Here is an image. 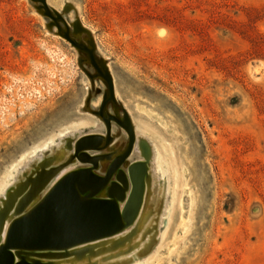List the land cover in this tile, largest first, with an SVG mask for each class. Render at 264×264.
Returning a JSON list of instances; mask_svg holds the SVG:
<instances>
[{
    "label": "rangeland",
    "instance_id": "374dc122",
    "mask_svg": "<svg viewBox=\"0 0 264 264\" xmlns=\"http://www.w3.org/2000/svg\"><path fill=\"white\" fill-rule=\"evenodd\" d=\"M46 4L62 32L92 44L114 82L116 103L104 114L128 115V163L149 166L136 223L88 244L93 253L75 264H97L96 244L122 240L100 264H264V0ZM39 7L0 0V210L40 164L64 166L52 186L86 167L71 162L76 141L106 134L96 115L106 83ZM112 138L92 153L107 157L99 175L129 145L115 122Z\"/></svg>",
    "mask_w": 264,
    "mask_h": 264
},
{
    "label": "water",
    "instance_id": "95a60500",
    "mask_svg": "<svg viewBox=\"0 0 264 264\" xmlns=\"http://www.w3.org/2000/svg\"><path fill=\"white\" fill-rule=\"evenodd\" d=\"M32 1L42 4L39 10L54 21L59 35L75 49L87 54L96 71L95 78L106 83L108 92L96 112L106 126V134L86 135L76 141L71 162L77 160L86 167L66 173L52 186L64 166L50 167V162H44L31 177L8 194L0 210V264H54L72 257L81 261L93 253L87 249L91 247L88 244L113 238L136 223L149 183L147 161L128 163L135 144L134 129L128 115L120 120L104 114L108 104L116 103L114 82L105 65L97 62L92 44L87 47L72 39L68 31L62 32L58 25L62 18L53 16L46 0ZM74 28L75 35L84 32L79 22L74 24ZM113 122L125 129L129 145L122 155L110 162L105 174L99 175L96 172L99 164L107 157L92 153L104 151L112 144ZM142 152L148 160L149 153L145 149ZM123 166L126 170L122 169ZM15 205V210L8 207ZM8 220L9 227L3 241ZM124 242L113 243L106 247V252L118 249Z\"/></svg>",
    "mask_w": 264,
    "mask_h": 264
},
{
    "label": "bare ground",
    "instance_id": "6f19581e",
    "mask_svg": "<svg viewBox=\"0 0 264 264\" xmlns=\"http://www.w3.org/2000/svg\"><path fill=\"white\" fill-rule=\"evenodd\" d=\"M58 153V152H57ZM64 152L61 151L59 152V155H62ZM39 156V155H38ZM60 158V157H59ZM56 159V157H55ZM53 160L51 159V161H49L50 163L52 162ZM17 188V187H16ZM15 188V189H16ZM15 191V190H14ZM13 192V191H12ZM6 201H7V197H6ZM16 206L15 205L13 208L11 206H8L10 209H13L15 210L16 209ZM103 246V247H102ZM94 249H95V252L93 254V258H94V261H96L97 264H100L103 260H100L102 259L104 256H107L104 252H106L108 249H106V247H104V244H102L101 242H99V244H96L94 246ZM111 249V248H110ZM107 253V252H106ZM111 254V253H110ZM92 258V259H93ZM75 259L71 260V264H75ZM85 261V260H84ZM86 262V261H85ZM54 264H66V262L62 261V260H59V261H56ZM68 264V263H67Z\"/></svg>",
    "mask_w": 264,
    "mask_h": 264
}]
</instances>
